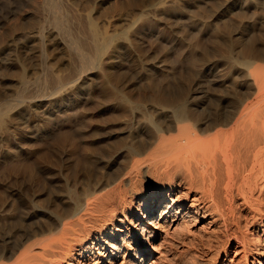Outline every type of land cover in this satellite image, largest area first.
<instances>
[{
    "label": "bare ground",
    "instance_id": "obj_1",
    "mask_svg": "<svg viewBox=\"0 0 264 264\" xmlns=\"http://www.w3.org/2000/svg\"><path fill=\"white\" fill-rule=\"evenodd\" d=\"M107 1L94 0L91 9L78 10L81 1L25 0L31 8L22 17L35 20V26L15 45L27 57L16 59L21 65L19 89L29 85L28 73H35L29 46V52L36 47L37 55L47 59L60 55L56 69L47 72H65L52 79L47 74L51 83L46 90L42 84L43 93L27 90L28 96L19 95L21 101L1 102L0 137L16 136L24 115L28 119L38 107L45 120L57 106L66 110L72 102L86 101L99 84L108 86L106 96L113 97L108 101L114 100V108H139L146 126L133 127L135 140L125 147L118 165L106 163L113 168L92 189H83V197L51 212L53 217L34 210L29 219L40 215L43 226L30 229L15 244L11 236H0V264H90L95 255L93 264H114L119 258L120 264H156L187 236L210 245L219 233L224 240L215 256L223 251L224 264H238L240 258L243 264H264V239L258 234H264V0H137L128 10L124 6L126 11L116 8L104 15L99 9ZM38 3L43 16L45 9L52 12V28L37 11ZM7 14L14 16L9 9ZM176 14L183 15L189 34L184 80L172 83L165 95L158 91L134 100L130 90L116 83L121 76L117 71L141 47L143 30L152 31L154 24L170 27ZM197 31L209 35L195 48ZM255 31L261 40L252 39ZM141 67L151 85L156 66ZM84 72L94 75L85 77ZM15 114H22L20 120ZM65 135L62 139H69ZM69 143L74 147L73 139Z\"/></svg>",
    "mask_w": 264,
    "mask_h": 264
},
{
    "label": "rangeland",
    "instance_id": "obj_2",
    "mask_svg": "<svg viewBox=\"0 0 264 264\" xmlns=\"http://www.w3.org/2000/svg\"><path fill=\"white\" fill-rule=\"evenodd\" d=\"M74 1H81L79 3L80 5L75 4L76 7L79 8L78 10H89L92 8L91 6L94 5V0ZM210 1L212 2L213 0ZM107 2L101 4L100 8L102 9H99L104 15L110 14L111 11H114L116 8L126 11L139 3L137 0H111V2L108 0ZM26 3L25 0H0V103L3 101H10L12 103L21 101L22 99L19 97L20 94L24 96L27 94L26 96H28L30 92L31 94L35 92V94L40 92L43 93L44 90H46L47 85L51 83L49 78L50 75L52 79L53 74L65 72L64 69H61L62 71H59V73L55 70L56 64H58L59 61L61 62V60H59L60 55H54L53 57L50 55V58L47 59V56L42 55L41 57L39 54V57L37 55V48L33 47V50L29 52L33 45L29 46L30 49L27 51V54H30L29 59L33 68H35L33 71L35 73H33L34 75L32 73H28L29 75L27 79L29 78V85H22L19 89L18 85L20 84L17 83L19 80V74L21 73V71L18 72L21 70V65L18 64V61L21 62V60L27 57L23 55L26 51L24 49L22 50L20 47L15 48V45L23 41L24 32L30 29L31 26H35V20L31 21L22 17L23 11L31 8V6L28 7ZM38 4L37 5L40 10L38 9L37 11L41 13L40 16L50 21L53 16L52 12H48L47 9H45L46 11L44 10L45 14L43 16L42 7H40V3ZM119 4L121 5L118 6ZM72 5H74V3ZM124 6L126 7V10ZM185 8L187 10H191L194 7L187 5ZM8 9L14 12L13 17L8 16ZM202 9L200 8L199 10ZM174 17L173 20L176 21L172 23V26L170 25V27H166L161 24H154L155 27L150 32L147 29L143 30L145 25L142 24L144 27H142L143 32L141 33V47H138V49L134 51L135 54L132 53L133 56L129 64L128 62H124V64H122L124 65V68L117 71L118 74L121 71L119 74L121 76L120 78L116 76L115 80L117 79L118 82H115L120 86L126 87V90H130V95L134 98V100L143 95L147 97L149 94H159V92H162V94L160 93L161 95H165L166 93H169V86L172 83H180L184 80V45L186 40L189 38V34L187 32V24L184 21L183 15L176 14ZM47 20L45 22L46 27H48V29L49 27L52 28L53 26L51 21L49 22ZM229 30H232V27H229ZM197 33L195 34L197 37L194 36V40L195 38L197 39L194 41L195 48L198 47L199 43L202 41L201 39L204 40L205 36L209 35V33L202 31H197ZM254 34L256 36L253 35V33V36H251L253 40L259 41L262 39L259 38L262 37L260 36V32V35L257 31H255ZM11 37H14L13 40ZM199 40L200 42L198 43ZM206 45L208 44L206 43ZM209 47H211V45H209ZM45 58L46 63L44 62ZM41 65L43 66L42 70ZM141 66H156L153 83H151V85L145 78L142 77L141 69L143 67ZM50 67H55V69L51 68L50 70L51 72L55 71L54 73L52 72V74L48 73L50 71L47 72ZM40 71H42V73ZM123 71H125L126 74L123 73ZM36 73L39 76H36ZM83 74H85V77L86 75H94L89 72H84L81 75ZM41 75L45 78L46 83H48L47 79L49 78L48 80L50 81L48 84L44 82V78ZM34 81L37 82V86L35 84L33 85ZM30 82L33 83L31 84ZM42 84L46 85H44L45 89ZM31 86L33 90H30ZM34 86L35 88L37 87L38 91L37 89L35 90ZM104 86L103 84H101V86L100 84L97 85V87H94L95 89H93V97L90 96L91 99L89 98L86 101H80L79 103L72 102L71 106L67 107L66 110L63 107H55L50 117L45 118V120L43 119V117L46 116L42 113L44 111L43 108L38 107V113L36 112L35 114L30 115L28 119L26 118L28 115H24V117L26 116L25 119H21L23 121V129L18 130L16 136H13V134H7L4 135L3 138L0 137V236H11L12 242L15 244L14 242H17L22 235L30 233L40 226H43L44 217L42 218V216L37 215V217L29 219L34 210L43 211L45 214L47 213V216H49L52 215L51 212H54L55 210L56 212H60L62 208L63 210L67 209L69 203H72L79 197H83L82 190L92 189L91 186L93 187L102 178L105 174L104 172L117 166L121 160L120 156L125 154V152H123L125 147L132 140H135L134 132L137 129H140V127L142 128L143 125L146 126V124H144V119L142 120V117H140L142 112L139 108L137 110L131 109L130 111V109L124 107V105L117 106V104L116 108H114V100L112 102L108 101V99H112L113 97L108 98V95L106 96V88L108 86L105 84ZM22 88L25 91H21ZM27 90L30 92L28 93ZM85 97L87 96L85 95ZM24 100L28 101L29 99L25 98ZM144 101H142V103H144ZM44 105L46 104L44 103ZM44 105L42 106L44 107ZM21 115L15 114L16 117L18 116L16 119L20 120L19 116ZM40 118H42L43 122L40 121ZM131 122H133L132 128L130 124ZM136 126H138L137 129H133V127ZM0 131L1 136V133L3 132L2 128H0ZM145 131L147 132V128H145ZM3 134L4 133H2V135ZM65 134L67 135V138L69 137V139H62V135ZM32 136L35 137L32 139ZM71 139L75 142L74 147L69 143ZM7 147L14 149V152L10 154L5 153L4 150ZM106 163L108 165L109 163H112L114 166L107 168L108 165ZM75 184H77V186ZM83 185L84 187H81ZM73 186H76L75 191L73 190ZM73 192H75V194ZM65 193L67 194L65 195ZM76 194L80 196H76ZM60 196H63L62 200L59 198ZM34 200L37 202V206H35V203L34 206H32ZM259 231L260 230H258V232ZM208 234L209 233H207V235ZM221 234L222 233L218 234V238H213L210 245L207 244V241L205 242L204 239L193 240V238L187 236L181 247L177 246L170 252L168 251L165 258L161 259V261L156 264H224L225 262L222 260L224 259L223 251L219 254V257L215 256V250H219L218 246H221V242L224 240L223 234ZM258 234L263 240V232L260 231ZM18 237L20 238L18 239ZM201 241L203 243H201ZM228 243L231 244L232 242ZM231 246H234V243L233 245L231 244ZM230 255H233L232 251ZM96 258L97 256L95 255V257L91 259L90 264H93ZM238 258L239 256L236 259ZM241 259L242 258L237 260L238 264H243ZM150 260V257L149 259L147 258V261ZM121 262L122 258H119V260L114 264H120ZM246 263L248 264V262Z\"/></svg>",
    "mask_w": 264,
    "mask_h": 264
}]
</instances>
